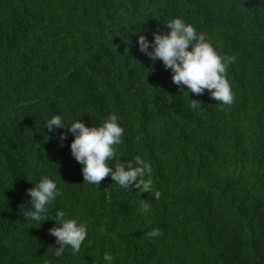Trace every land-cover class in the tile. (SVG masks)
<instances>
[{
  "label": "trees",
  "instance_id": "obj_1",
  "mask_svg": "<svg viewBox=\"0 0 264 264\" xmlns=\"http://www.w3.org/2000/svg\"><path fill=\"white\" fill-rule=\"evenodd\" d=\"M175 17L231 58L232 104L187 93L139 50L137 33L151 41ZM113 114L124 132L108 163L140 156L154 191L84 181L72 133L44 127ZM43 175L60 189L46 216L88 228L75 253L54 256L55 221L25 216ZM105 252L113 264H264L262 0H0V264H106Z\"/></svg>",
  "mask_w": 264,
  "mask_h": 264
},
{
  "label": "clouds",
  "instance_id": "obj_2",
  "mask_svg": "<svg viewBox=\"0 0 264 264\" xmlns=\"http://www.w3.org/2000/svg\"><path fill=\"white\" fill-rule=\"evenodd\" d=\"M165 25L169 31L154 32L151 41L143 31L137 33L139 50L152 60L162 61L164 67L171 70L172 82L182 89L187 86V93L203 94L207 89L214 100L225 105L232 104L234 94L227 78V64L231 58L221 56L206 35L198 32L194 25L183 18H172ZM54 126L72 133L71 155L82 165L84 181L99 184L110 174L111 179L122 189L135 188L141 193L154 191L151 167L140 156L134 158L135 162H119L114 167L108 163L116 155L115 145L121 143L124 132L116 115H110L99 126H87L78 118L73 119L67 127L61 115H52L45 120L44 127L51 132ZM66 136L67 133H61V141ZM27 194L30 197V207L25 211L27 218L39 223L45 219L55 221V225L49 229L50 235L55 237L59 245L53 247L54 256H63L66 248L73 253L79 251L88 234L86 224L68 216L63 210H57L54 218L46 216L48 206L60 195L56 181L43 175L33 187L27 189ZM155 196H160L159 191H155ZM138 208L148 213L151 204L141 199ZM162 235L160 228H152L146 233L148 238ZM103 260L106 264H113L114 257L105 252Z\"/></svg>",
  "mask_w": 264,
  "mask_h": 264
}]
</instances>
